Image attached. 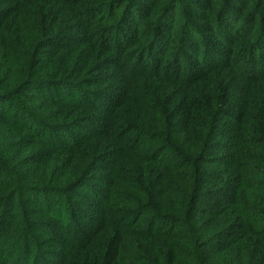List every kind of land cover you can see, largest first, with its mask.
I'll return each mask as SVG.
<instances>
[{"label": "trees", "instance_id": "trees-1", "mask_svg": "<svg viewBox=\"0 0 264 264\" xmlns=\"http://www.w3.org/2000/svg\"><path fill=\"white\" fill-rule=\"evenodd\" d=\"M0 264H264V0H0Z\"/></svg>", "mask_w": 264, "mask_h": 264}, {"label": "rangeland", "instance_id": "rangeland-1", "mask_svg": "<svg viewBox=\"0 0 264 264\" xmlns=\"http://www.w3.org/2000/svg\"><path fill=\"white\" fill-rule=\"evenodd\" d=\"M212 41H214V40H212ZM202 52V51H201ZM202 54V53H201Z\"/></svg>", "mask_w": 264, "mask_h": 264}]
</instances>
